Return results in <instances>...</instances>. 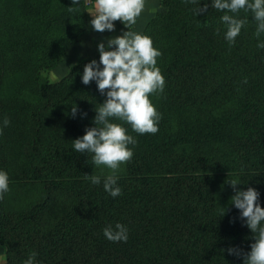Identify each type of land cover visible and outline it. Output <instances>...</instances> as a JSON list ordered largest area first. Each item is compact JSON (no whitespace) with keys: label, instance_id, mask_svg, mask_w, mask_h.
Here are the masks:
<instances>
[{"label":"trees","instance_id":"obj_1","mask_svg":"<svg viewBox=\"0 0 264 264\" xmlns=\"http://www.w3.org/2000/svg\"><path fill=\"white\" fill-rule=\"evenodd\" d=\"M85 2L11 0L3 12L0 0V121L10 120L0 134V169L7 171L9 184L42 186L41 197L26 210H9L6 194L0 199L6 264H23L32 252L38 264H244L254 236L239 214L230 229L219 217L217 165L196 147L229 144L240 189L255 188L264 207V55L243 58L247 81L223 107L204 121L175 123L171 110L182 114L195 106L203 93L199 86L215 80L214 49L205 36L224 13L212 8L211 0H200L207 8L197 15L199 5L161 0L139 33L151 37L161 52L157 66L166 86L150 99L158 102L162 118L155 134L140 135L124 125L137 143L129 145L134 155L127 173L118 177L122 194L113 198L103 189L104 177L100 185L86 178L95 175L92 154L73 149V140L95 126V108L106 100L94 81L81 82L84 66L99 60L92 53L61 80L39 85L41 72L56 65L88 30ZM216 58L226 62L218 52ZM6 74L18 77L19 86L5 88ZM59 197L65 198L66 215L51 220ZM117 222L129 229L127 242L104 237L103 229ZM229 247L241 254L229 255Z\"/></svg>","mask_w":264,"mask_h":264},{"label":"clouds","instance_id":"obj_2","mask_svg":"<svg viewBox=\"0 0 264 264\" xmlns=\"http://www.w3.org/2000/svg\"><path fill=\"white\" fill-rule=\"evenodd\" d=\"M79 3L80 0H72L73 5ZM182 3L199 5L195 9L196 15L207 8V5L200 7V0H182ZM145 5L146 0H95L94 14L91 13L93 18L90 23L94 31H114V21L117 20L128 29L122 35L110 38L107 44L99 43V62L93 59L84 66L81 82L88 85L94 81L100 94L106 95V100L100 103L99 108H95V126L87 128L84 135L73 140L75 151L92 154L95 166L110 170L103 179V189L113 198L122 194L118 173L121 165L134 155L129 145L137 143L124 125H130L132 131L140 135L155 134L162 118L150 99L152 95L163 93L166 86L165 78L157 66L161 52L153 46L151 37L130 30ZM211 7L224 13L220 22L226 27L224 36L230 45L235 43L247 23L246 19H238L234 14L241 10L251 13L256 22L257 48L264 49V41L259 40L264 34V0H211ZM78 8L70 7L69 11L75 12ZM77 111L78 108L73 105V117ZM9 125L10 120L3 118L0 121V134ZM86 178L93 185L102 183L99 175ZM228 183L235 193L231 203L239 210V219L254 236L250 251L244 255V264H264V207L259 203L260 193L253 187L247 190L237 188L238 184H242L238 179L228 180ZM9 191V175L0 169V199ZM224 214L225 208H222L220 216ZM128 234L129 229L120 222L103 229L104 237L113 243L127 242ZM227 252L229 255L241 254L236 247L227 248ZM23 264H38L36 253L32 252Z\"/></svg>","mask_w":264,"mask_h":264},{"label":"rangeland","instance_id":"obj_3","mask_svg":"<svg viewBox=\"0 0 264 264\" xmlns=\"http://www.w3.org/2000/svg\"><path fill=\"white\" fill-rule=\"evenodd\" d=\"M9 3H11V0H2L1 8L3 12L7 10V4ZM91 3L92 2H89L88 0L85 2L87 12ZM240 19H246L247 23L242 28L240 34L236 37L234 44L230 45L225 39L224 34L226 27L222 23L215 27L213 32H209L205 36L206 40L214 49L212 51V59L216 64V72L214 75L215 80L212 83L204 82L199 86L200 91L203 93L197 98V104L195 106L190 109L187 108L188 110L184 111L182 114L175 113L178 108L171 110V112H173L175 123H179V121L183 119L190 122L196 119L204 121L207 116L210 115V112L217 110L218 107H223L222 103L227 100L232 92L238 93L242 91L241 86L247 81V79H245L246 77L242 76L245 73V69L242 68L243 58L247 56L256 57L264 55V49L257 48L258 38L255 35L256 22L252 19L251 14L242 16ZM87 32L88 30L86 33ZM86 33H84V35ZM84 35L80 37V41ZM259 40L264 41V34L259 37ZM79 42L66 55H64L56 65L44 69L41 72L39 81L40 87H45L49 83L61 80L63 77L69 75L72 67L81 59L89 58L76 55V46ZM78 48H80V46ZM78 52L80 53L79 50ZM217 52L226 61L224 64L218 63L216 58ZM19 84L20 79L18 77H11L8 74L5 75V88H15L18 87ZM256 87L258 89L262 88L261 85H257ZM31 91H33V88H31ZM25 93L29 96L33 94V92H28L27 90H25ZM157 103L158 102L154 103V106L157 105ZM196 149L204 152L205 156L213 160L217 165L215 175H213L217 211L223 223H225L227 228L230 229L239 214V210L231 203V197L235 193L232 186L228 183V180L231 179L239 180L237 172L231 162L235 154L227 143H212L205 147L198 146ZM128 162L121 165L118 177L127 173ZM109 173L110 170L104 166H95V175L106 177ZM9 187L10 191L5 195V206L14 212L28 209L33 203L37 202L42 195V186L38 183L24 184L13 182L9 184ZM237 188L240 189V184L237 185ZM65 208V198L59 197L56 210L52 212L50 219L56 220L58 218H63V216L66 215ZM222 208H225V214L220 216ZM6 262L7 254L5 252V255H0V264H6Z\"/></svg>","mask_w":264,"mask_h":264},{"label":"crops","instance_id":"obj_4","mask_svg":"<svg viewBox=\"0 0 264 264\" xmlns=\"http://www.w3.org/2000/svg\"><path fill=\"white\" fill-rule=\"evenodd\" d=\"M94 1H92L91 5L88 9V22H89V28L88 32L84 35V37L81 39L79 44L76 46V55H79V57L88 58L92 56V53L95 55V57H100V53L98 52L97 45L101 42L107 44V41L110 38H114L116 36L122 35L124 32L128 31L126 26L120 21H114L115 29L114 31H107L104 32H97L94 31L90 21L92 20V14H94ZM160 6V0H146L145 9L142 11L141 15L137 18V22L135 25L132 26L130 29L131 31L140 32V29L147 24L150 17L153 13H155ZM80 46V48H78ZM80 51V54L78 52ZM65 62V61H64ZM0 255H5V250L2 245H0Z\"/></svg>","mask_w":264,"mask_h":264},{"label":"built area","instance_id":"obj_5","mask_svg":"<svg viewBox=\"0 0 264 264\" xmlns=\"http://www.w3.org/2000/svg\"><path fill=\"white\" fill-rule=\"evenodd\" d=\"M89 2H92V0H88Z\"/></svg>","mask_w":264,"mask_h":264}]
</instances>
